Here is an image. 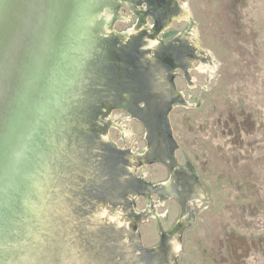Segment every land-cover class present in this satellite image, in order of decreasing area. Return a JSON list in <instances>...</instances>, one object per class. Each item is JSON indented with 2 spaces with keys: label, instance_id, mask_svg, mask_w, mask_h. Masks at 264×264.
<instances>
[{
  "label": "water",
  "instance_id": "1",
  "mask_svg": "<svg viewBox=\"0 0 264 264\" xmlns=\"http://www.w3.org/2000/svg\"><path fill=\"white\" fill-rule=\"evenodd\" d=\"M151 1L154 14L149 0H0V264H172L178 224L145 250L137 220L103 215L106 204L170 195L183 172L168 114L182 102L176 68L187 74L196 56L178 46L181 34L158 37L187 11L174 0ZM120 6L151 16L153 26L115 31ZM113 108L151 127V158L148 148L126 157L113 146L106 131ZM154 162L169 167V182L133 177L135 166Z\"/></svg>",
  "mask_w": 264,
  "mask_h": 264
},
{
  "label": "rangeland",
  "instance_id": "2",
  "mask_svg": "<svg viewBox=\"0 0 264 264\" xmlns=\"http://www.w3.org/2000/svg\"><path fill=\"white\" fill-rule=\"evenodd\" d=\"M174 1L187 20L173 21L158 37L169 42L181 34L178 46L189 45L196 56L194 68L185 74L177 67L172 80L182 99L168 114L181 180L162 199L150 192L105 209L127 224L137 220L136 242L145 250L160 246L162 233L178 224L172 264H264V0ZM132 9L118 8L115 31L136 24ZM109 121L114 147L126 157L143 154L148 127L140 117L113 108ZM132 175L150 184L171 177L161 162L144 163Z\"/></svg>",
  "mask_w": 264,
  "mask_h": 264
},
{
  "label": "flooded vegetation",
  "instance_id": "3",
  "mask_svg": "<svg viewBox=\"0 0 264 264\" xmlns=\"http://www.w3.org/2000/svg\"><path fill=\"white\" fill-rule=\"evenodd\" d=\"M152 3V1L151 0H149V4H150V9H149V11H150V13H153L154 14V6H153V4H151ZM171 4V5H170ZM163 6L164 7H166V8H168V7H172V6H174L172 3H167V2H165V3H163ZM163 6H162V3H160V4H158V9H163ZM139 11V14H142V10H138ZM136 15V14H135ZM146 18L147 17H141V18H139L137 15H136V24L138 23V22H140L141 24H142V21H146ZM135 24V25H136ZM154 24V23H153ZM153 24H150L148 27L149 28H151V26H153ZM142 26H144V25H142ZM134 29H136V27H134V28H128V29H126V30H124L123 32H125V31H127V30H134ZM169 29V28H168ZM141 31V30H140ZM146 35V34H145ZM133 115H135V116H138V117H140V115L138 114V113H136V112H133L132 113ZM145 137H146V140H147V148L150 150L149 151V154L148 155H150V157L149 158H151V127H148V129L146 130V133H145ZM146 148V149H147ZM144 150V152H143V154H141V155H145L146 153H147V150ZM123 150V149H122ZM124 151H126V150H124ZM128 152V151H127ZM129 154H127L128 156H130V154H133V153H130V152H128ZM125 155H126V152H125ZM139 167H137V166H135V170L136 169H138Z\"/></svg>",
  "mask_w": 264,
  "mask_h": 264
},
{
  "label": "bare ground",
  "instance_id": "4",
  "mask_svg": "<svg viewBox=\"0 0 264 264\" xmlns=\"http://www.w3.org/2000/svg\"><path fill=\"white\" fill-rule=\"evenodd\" d=\"M184 9V8H183ZM185 19V18H184ZM185 20H187V19H185ZM181 21V20H180ZM132 30H127V31H125V32H123V34H126V33H130ZM122 121V120H121ZM121 125L119 124V125H117V127H119L120 129H121V127H120ZM123 131V130H122ZM133 168V167H132ZM198 194V193H197ZM200 197V196H199ZM135 200V199H134ZM103 215L104 216H107L108 217V219L109 220H111V221H114V220H118V214H116V213H112V214H110L109 212H107V210L106 209H104L103 210ZM119 224V223H118ZM173 241V245H175V247H177L178 248V244H176L175 243V241L174 240H172Z\"/></svg>",
  "mask_w": 264,
  "mask_h": 264
},
{
  "label": "trees",
  "instance_id": "5",
  "mask_svg": "<svg viewBox=\"0 0 264 264\" xmlns=\"http://www.w3.org/2000/svg\"><path fill=\"white\" fill-rule=\"evenodd\" d=\"M235 242V240H232V243H234ZM235 250H237L236 248H235Z\"/></svg>",
  "mask_w": 264,
  "mask_h": 264
}]
</instances>
